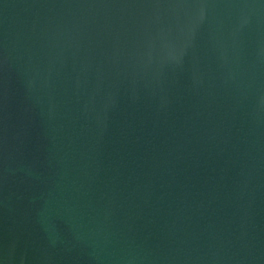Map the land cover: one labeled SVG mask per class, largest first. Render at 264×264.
Masks as SVG:
<instances>
[{"label":"water","instance_id":"obj_1","mask_svg":"<svg viewBox=\"0 0 264 264\" xmlns=\"http://www.w3.org/2000/svg\"><path fill=\"white\" fill-rule=\"evenodd\" d=\"M0 264H264V0H0Z\"/></svg>","mask_w":264,"mask_h":264}]
</instances>
